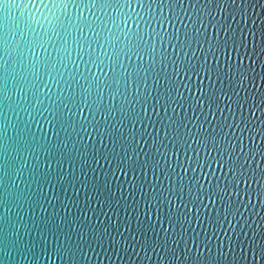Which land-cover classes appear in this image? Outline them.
<instances>
[{"label": "snow or ice", "instance_id": "6c2138e0", "mask_svg": "<svg viewBox=\"0 0 264 264\" xmlns=\"http://www.w3.org/2000/svg\"><path fill=\"white\" fill-rule=\"evenodd\" d=\"M230 3L237 8L243 6L237 5L236 0H230ZM189 6L198 15L192 19V30L189 31L185 24V31L181 36L179 29L168 32L166 25L174 26L177 19L183 20L177 9L186 11L184 0H0V103H6L13 110L29 113L30 109H35L43 115L44 112L37 108L40 105L50 113L57 136L56 143H40L34 136L30 138L31 125L27 121L23 122V127L15 125L18 135L13 138L7 137V129L4 128L3 133H0V150L9 158L0 165V202L9 210L12 205L23 207L25 202L37 205L41 204L42 199H49L43 191L45 183L52 184L55 179L62 186L63 183L74 184V180L69 181L64 175L55 172L52 161L55 160L57 166L62 168L67 159L75 167L79 157L82 167L88 165V152L81 150L80 141L84 140L85 135L94 134L99 138L103 150L93 148L92 161L99 163L100 159H104L115 163L117 168L130 170L134 174L139 169L144 174V179L140 182L133 179L128 186V193L133 197L136 196L137 189L143 193L149 218L153 205L159 215L167 202L169 210L161 219L167 220L173 230L165 229L167 235L161 241L159 238L148 237L149 229L156 232L157 236L159 230L152 224H146L139 216L135 228L131 220L124 221L132 236L131 240L125 238V243L133 249L130 252L124 243L117 240L110 217L109 225L95 224L88 218L87 210H84L83 219L80 216H65L58 222L53 214L42 224L33 221L41 239L33 238L26 242L19 233L20 226L16 221L5 216L0 218V251L5 255H10L8 249L11 245L30 264H37L41 252L49 259L61 260L62 264H87L92 259L90 251L101 259L111 260L113 253L139 257L140 250H143L145 257L150 259L147 250L151 249L160 254V264H164L163 258H167L168 264H213L212 248L207 242L205 246L209 256L203 258L204 249L197 242L199 234L191 237L196 248L195 255L188 245L187 226L192 223L191 213L193 209L207 207L203 203L205 199L214 202V198L219 199L228 212L232 211L233 205L238 210L240 205L233 200H225V197L232 196L233 191L239 192L237 186L241 177L251 180L256 176V169H251L253 177H249L250 169L245 167L247 155L241 161L240 154L235 152L231 144L222 147L220 134L224 124L211 125V121L207 119L208 113L203 111L205 104L209 109L215 105L219 110V93L227 94L224 88L215 89L213 85V89L209 91L198 85L200 95L193 92L190 99L182 89L191 91L192 85L183 82L181 73L188 74L189 78L204 73L209 80L214 77L222 85L227 80V84L236 89L237 85L246 86L245 82L250 79L249 73H254L255 69L245 67L243 62L227 66L211 65L208 62L209 54L216 58L225 50L238 52L242 46L246 47V39L243 38L242 31L240 36L237 35V30L227 22L226 16L225 21L217 28L218 36L221 30L226 35L212 41L206 33H201L199 27H195L196 24H204V10L195 3ZM204 8L212 14L208 5H204ZM10 12L14 14L10 15ZM189 16L192 14L189 13ZM232 18L235 19L234 13ZM38 25L42 31H37ZM158 26L164 30L158 31ZM201 36L204 37L203 41ZM165 40L169 47L183 52V57L179 52L169 55L163 45L157 46V41ZM193 41L202 50L204 44H208L203 59L197 57ZM37 49H44L48 55L40 56ZM189 51L192 52L191 56L188 55ZM134 58L138 62H133ZM81 63L85 66L84 71L80 69ZM70 64L75 70L69 67ZM169 65L172 66L171 71ZM93 66L100 67L102 76L91 71ZM45 77L54 80L59 85V92L63 94L53 98L45 93L44 87L50 88ZM177 77H180V81ZM251 79L254 81L255 77L252 76ZM17 89L23 94L20 99L15 96ZM45 99L51 102V106L45 105ZM246 102L247 97L243 101L237 99L240 107ZM185 104L193 111L197 107L201 108L197 116L203 115L204 121H194L192 116L187 115L177 118L173 105L183 107ZM85 108L93 118L88 119L86 116L84 120L76 119L77 113H84ZM170 108L172 114L168 115ZM161 109L164 115H161ZM261 111L264 112V109ZM206 123L211 125V130L205 127ZM129 124L133 128H129ZM137 124L141 126L140 131L134 130ZM190 124H195L198 131L194 133ZM161 131L163 135H160ZM61 133L65 134L63 138L60 137ZM223 135L227 136V133ZM260 135L264 136V132ZM149 137L151 143L141 144V140L147 142ZM193 137L212 159L205 157L201 163L200 149L193 148L190 142ZM182 149L184 152L193 149L197 158L192 160L188 157L187 166L179 160L176 165L170 163L169 152H180ZM141 151L145 153L144 158H141ZM256 151L251 152L253 158ZM13 152L15 156L12 155ZM25 152L37 155L45 153L48 169L51 170L42 171L39 164L32 165L27 186L31 188L35 183L37 187L31 193L12 188L15 185L14 174L23 175ZM213 152L218 155L214 156ZM225 152L229 157L227 160L224 159ZM261 156L264 157V152ZM217 160L224 170L223 178L216 176V182H209L205 188L200 176L195 173L197 169L211 167L213 161ZM177 167L182 168L185 175L177 173ZM149 168L154 170L155 179L163 187L147 180ZM189 171L194 175L188 176ZM260 175L264 177V170H261ZM162 177L167 178V184ZM146 184L153 191L149 192ZM84 186L87 188L88 207H94L93 197L100 204V209L94 213L97 219L100 212L105 211V206L111 210L120 203L107 172L102 183L97 179ZM245 191L249 196L252 195L248 189ZM260 191L264 195V185ZM60 203L68 207L63 201ZM139 203L138 200L134 202L137 211ZM19 219L22 220L23 217L20 216ZM212 222L222 223L218 217ZM24 227L27 231H32L27 225ZM115 229L119 233L120 225H116ZM182 242L184 247L181 249L179 246ZM243 243L242 240L230 241L228 249L235 253L238 244ZM249 244L254 259L259 264H264V245L257 246L254 239H250ZM97 248L102 250L104 256ZM227 256L228 252L221 242L214 264H227ZM243 256L247 261L246 252ZM232 264H240V260L233 256Z\"/></svg>", "mask_w": 264, "mask_h": 264}, {"label": "water", "instance_id": "95a60500", "mask_svg": "<svg viewBox=\"0 0 264 264\" xmlns=\"http://www.w3.org/2000/svg\"><path fill=\"white\" fill-rule=\"evenodd\" d=\"M195 3L197 7L204 10V24H196L195 27H199L201 33H206L207 37L212 41H215L218 38L224 37L226 34L221 30L219 36L217 35V28H219L220 23L225 21L227 16V22H230L237 30V35L243 33V38L246 39V47H241L239 51L235 50H225L220 53L218 57L213 58L209 54L208 62L216 66L218 64L227 66L228 64H237L243 62L245 67H251L255 69L254 73H249L250 79L245 82L246 86L237 85L236 89H233L230 85L227 84L225 80L222 85L220 82L209 80L206 74L201 73L199 76L192 75L189 78L188 74L181 73L183 77V82H188L192 85L191 91L188 89H182L184 95L188 96L190 99L192 93L195 92L196 95H200L197 91V86L202 85L206 90L211 91L213 85L215 89L224 88L227 94L219 93L220 102L219 110L216 109V106L213 105L211 109L207 107V104L204 105L203 111L208 113L207 119L211 121V125L224 124V128L220 134V139L223 142L222 147L227 144H231L235 148V152L239 153V159L244 161V156L247 155L248 162H245V167L249 168L248 173L249 177H253L251 169H256V176L251 180H246V178L241 177V182L237 186L240 191H233L232 196H226L225 200H233L235 204L240 205L237 210L235 205H233L232 211L228 212V209L219 199L214 198L213 200L205 199L203 201L207 207H201L200 209H193L192 223L188 225V245L193 249V254L196 253L195 244L192 241L191 237L198 235V243L201 248L204 249L203 258H207L209 253L206 250L205 242L207 245H210L212 248V260L213 264L215 261V254L220 247L221 242L225 245V251L228 252L227 264H232L233 256H236L240 260V264H259L252 253L251 246L249 244L250 239H254V242L257 246L264 245V195L261 194L260 188L264 185V177L260 175L261 170H264V157L261 156V153L264 152V136H261L260 133L264 132V112L261 109H264V51H261L264 48V35H262V30H264V0H236L237 5H242V7L237 8L235 5L230 3V0H212L209 3V0H184V9H177L180 15L183 17V20L177 19L175 25L168 24L166 29L168 32H175L179 29V33L183 36L185 31V24L188 25V30H192V19L198 15L195 9L191 8L189 5ZM204 5H208V8L211 9V15L208 12V9L204 8ZM219 5V7L217 6ZM23 11V10H22ZM189 13L192 16H189ZM235 14V19L232 18V14ZM10 15L14 14L12 12ZM88 14V13H86ZM39 15V13H37ZM131 23V22H130ZM123 27V25H122ZM135 27V25H133ZM147 28V26H145ZM43 29L38 25L37 31H42ZM150 30V29H149ZM158 31H163L164 29L157 27ZM204 37L201 36L203 41ZM166 48L169 55H175L176 52L180 53V56L183 57V52L179 49H173L168 46V41L163 42L157 41V46ZM193 48L196 50V55L200 59H203L204 50L208 48V44H204V50L200 49L199 46L193 41ZM51 51V49H49ZM99 51V49H98ZM37 52L40 56H47L48 52L44 49H37ZM55 55V53H53ZM75 57V53L73 54ZM188 55L191 56L192 52L189 51ZM133 62H138L134 58ZM147 62V58L145 63ZM128 63V61H126ZM70 68L74 67L70 64ZM80 69L85 70L83 63L80 64ZM172 70V66L169 65V71ZM91 71L96 73V75H101L99 66H93ZM254 76V81L251 77ZM48 80L49 87H44V92L49 96L55 98L57 95H62L63 93L59 92V85L56 84L54 80L50 77H45ZM177 80L180 81V77H177ZM11 86V81L9 82ZM238 93V95H237ZM23 94L17 89L15 91V96L17 99ZM244 97H247V102L243 104V107H240L237 104V99L243 101ZM45 105L51 106V102L48 99L44 100ZM27 107V105H25ZM139 107V106H138ZM175 108V113L177 118L181 116H192L194 121L202 122L204 121V116H197V113L201 111V108L197 107L195 111L188 107L185 104L183 107L179 105H173ZM37 108H40L44 112L43 115H40L35 109H30L29 112L24 110H13V108L7 107L6 103H0V133H3L4 128L7 129V137L13 138L18 135V129L15 125L19 124L23 127V122L27 121L30 125V138L34 136L39 140L40 143H56V129L53 128L51 123V115L45 111L40 105H37ZM187 109V111H185ZM75 110V109H73ZM161 115H164L162 109ZM255 115H252V113ZM172 114V109L168 110V115ZM99 115V114H97ZM92 119L88 110L85 108L84 113H77L76 119L84 120L85 117ZM167 118V117H166ZM211 125L205 124L206 128L211 130ZM228 125H231L229 127ZM192 128V131L195 133L198 131L195 124L189 125ZM129 128H133L131 124L128 125ZM134 130L140 131L141 126L137 124L134 127ZM223 133H227V136H224ZM64 133L60 134V137H64ZM160 135H163L161 131ZM75 136V133H73ZM193 144V148L200 149V159L201 163L204 162L205 157L212 159V157L207 156V152L202 145L197 142V139L193 137L190 141ZM151 143V137L146 142L141 140V144ZM99 147L103 150V146L100 144L99 138L94 134L89 136L85 135L84 140L80 141L81 150H86L88 152V165L82 167L81 160L79 157L76 159L75 167L67 160H64L63 167L60 168L57 166L55 160L52 161V167L55 169V172H59L61 175H64L67 180H74L73 183H58L53 180L52 184L45 183L43 191L47 194L49 199H42L41 204L31 205L30 202H25L23 207L19 205H12L9 210L6 208L2 202H0V218L10 217L12 220L16 221V224L19 225V233L23 237V241H31L33 238L41 239L39 232L37 231L33 221L37 223H43L44 220H47L50 215H55L56 220L59 222L63 217L67 216L69 218L73 216H80L84 218V210H87L88 218L92 223L100 225H109V217L111 218L112 231L116 235L117 240H120L121 243L125 244V247L129 248V251L132 252L133 249L125 243V238L128 240L132 239V236L127 231L124 221L131 220L133 228L136 226L137 216L141 219H144L146 224H152L155 229L159 230L158 236L156 232L152 229H149L147 235L152 239L159 238L161 241L167 235V231H173L167 220L161 219L168 212L169 206L167 202L162 206L163 211L157 215V209L155 205L152 208V214L149 218L146 212V205L143 200V193L137 189L136 196L133 197L127 191L129 184L133 179L137 182H140L144 179V174L137 170V173H132L127 169L117 168L115 163H109L104 159H100L99 163L92 161L93 148ZM171 147V145H169ZM259 151H256V150ZM252 151H256V155L253 158L251 155ZM13 156L16 154L13 152ZM26 161L24 164L23 175L14 174L15 185L12 186L13 190L17 188L23 189L26 192L31 193L33 189L37 186L35 183L31 185V188L27 186V181L30 179V171L33 164H39L42 171H51L48 169V161L46 159L45 153L40 152L39 155L35 153L25 152ZM145 153L141 151V158H144ZM213 155H218L213 152ZM188 157H191L192 160L197 158L196 153L193 149H188L187 152H184L183 149L180 152H169V162L173 165H176V162L179 160L187 166ZM9 157L0 150V165L3 164L5 159ZM157 158H160L159 156ZM228 154L225 152L224 159L227 160ZM20 158H17V167H19ZM164 161L161 159V164ZM55 172H53V177L55 178ZM107 172L108 178L111 180L112 189L116 194V197L120 200L119 204L114 205V208L109 210L105 206V211L100 212L99 218L94 214L97 210L100 209V204L93 197L92 204L94 207H88L86 193L87 188L84 186L85 183H92L95 180L103 182L105 173ZM127 172V175H125ZM86 173V175L84 174ZM177 173L180 175H185L182 168L177 167ZM214 173V174H213ZM196 175L200 176L201 181L205 184L207 188L208 183L216 182V176L223 178L224 170L220 167V162L213 161L211 167L205 166L202 170L197 169ZM188 176L194 175L191 171L187 173ZM163 178V177H162ZM164 183L167 184V178H163ZM147 180L152 183L157 184L159 187H163L159 181L155 179L154 170L149 168L147 172ZM250 185V187H249ZM146 189L151 192V189L146 184ZM245 189L251 191L252 195L249 196ZM2 190V189H0ZM123 193V196L121 195ZM123 197H126L124 199ZM139 201V210L137 211L134 207V202ZM60 201H63L64 204H67L68 207H64ZM178 203V201H173ZM227 213V216H226ZM232 213H235L234 215ZM22 216L23 219H19ZM199 217V219H196ZM219 218L222 223H213L212 221ZM27 225L28 228H31L32 231L29 232L24 227ZM120 225V232L116 233L115 226ZM11 231V229H9ZM239 234V235H237ZM253 234H255L253 236ZM211 237V239H209ZM49 239L51 236L49 234ZM242 240L243 245L237 246L235 253L231 252L228 249V244L230 241H240ZM181 249L184 247L183 242L179 246ZM137 249H139V244L137 243ZM10 255H5L3 251H0V264H30L28 260H25L20 255L19 251L15 248H12L11 245L8 249ZM97 251L101 252V255L104 256L101 249L97 248ZM148 257H145L144 251L140 250L139 257H129L124 254L113 253L111 260L104 258L101 259L97 257L95 252L90 251L89 255L92 257L90 261H87V264H160L161 256L159 253L154 252L149 249ZM247 253V261H245L243 254ZM164 259V264H168L167 258ZM37 264H62V261L53 258L49 259L43 252L40 254V260Z\"/></svg>", "mask_w": 264, "mask_h": 264}]
</instances>
